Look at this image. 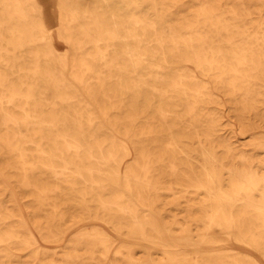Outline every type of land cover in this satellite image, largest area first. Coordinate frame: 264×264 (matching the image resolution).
Masks as SVG:
<instances>
[{"label": "bare ground", "instance_id": "obj_1", "mask_svg": "<svg viewBox=\"0 0 264 264\" xmlns=\"http://www.w3.org/2000/svg\"><path fill=\"white\" fill-rule=\"evenodd\" d=\"M115 1L59 0L58 34L64 30L75 52L72 78L85 88L93 107L76 99L77 91L66 84L60 69L65 70L67 60L57 57L36 1L0 0V63L14 68L25 48L32 59L31 66H19L24 74L16 84L0 72V140L7 141L18 163L29 164L30 170L40 161L31 162L28 154H38L44 159L41 167L55 179L70 187L82 181L84 195H94L114 219L130 221L121 228L133 238H157L166 250L173 248L174 255L161 264H261L233 244L218 242L235 241L264 256V158H259L264 154V0H235L240 7L227 12L207 0H193L201 4L197 9L187 8L185 0H120L123 8ZM247 2L258 6L254 12ZM38 83L43 90H37ZM214 90L223 92L234 108L241 137L221 139L222 118L210 108L219 104ZM66 103L71 110L61 108ZM105 123L134 145L135 159L124 169L118 153H131L118 145ZM103 135L112 141L98 139ZM241 140H248L246 146L237 144ZM195 144L201 172H183L186 183L166 182L165 176L154 173L167 168L176 175L184 167L166 155L192 158L187 149ZM24 178L21 185L32 186L41 202L58 192L56 185L39 187ZM174 184L184 193L203 195V227L180 236L170 231L168 238L155 220L156 202L158 193L173 192ZM107 190L112 191L110 197L105 196ZM18 233L0 231V243L21 245ZM96 240L109 249L103 234ZM196 245L205 248L197 251L192 248ZM190 247L195 255L183 250ZM34 249L40 251L39 246ZM79 259L69 253L65 262ZM144 263L153 264L149 259Z\"/></svg>", "mask_w": 264, "mask_h": 264}, {"label": "rangeland", "instance_id": "obj_2", "mask_svg": "<svg viewBox=\"0 0 264 264\" xmlns=\"http://www.w3.org/2000/svg\"><path fill=\"white\" fill-rule=\"evenodd\" d=\"M35 1L42 11L47 28L50 29L51 43L56 51L57 57H65L67 60L68 66L65 70L60 69L64 75L66 84L69 86L72 85V88H75L73 91L76 90V94L79 96L76 99H80L83 103L87 102L94 107L95 102L87 96L85 88L77 84L72 78L71 63L75 58V52L66 42L64 30L62 29L60 34H58L59 26L57 17L59 15V0ZM207 1L211 6H220L225 12L231 11L234 7H240L235 0ZM115 2H117L116 5L118 7H124L123 3H120V0H116ZM184 2H187V8L191 9H197L201 5L193 0H185ZM246 4L245 6L250 7V11L253 12L255 8L258 7L252 6V3L250 5L249 2ZM145 10L151 12L147 6H145ZM191 16L192 15H190V17ZM2 31L7 35L5 27ZM18 54L22 55V58L14 68L4 66L0 63V72L2 74L8 73L9 78H11L15 84L18 82L22 73L24 74V71H19V66L21 65L26 68L32 65V59L27 58L29 49L25 48ZM41 63L42 66L45 67V61ZM186 64L189 71L200 79H203L206 83H209L208 78L202 76L192 64ZM172 67L178 68V64L174 63ZM38 86L40 87L37 89L38 91L43 90V85H39L38 83ZM73 91L70 90V92ZM214 93L219 104H212L210 108L222 118L220 131L221 139L223 141L231 138L234 140L232 136L235 135L241 137L242 134L240 132L239 123L233 114L234 108H231L223 92L214 90ZM68 105L69 104L66 103L61 108H63L64 111L71 110V104L70 106ZM14 112L20 116V111L16 110V108ZM0 116V137H2L4 132H1L3 120L1 106ZM106 125L109 128V132L117 138L118 145H124L131 153L126 155V153H128L126 150L118 153V158L122 161L121 167L124 169L126 164L135 159L134 145L130 139L117 131L114 126L110 124ZM258 132H261L260 129ZM98 139L107 140L108 142L110 140L112 141V139L108 140V136L106 135L99 136ZM247 142L248 140H241L237 144L246 146ZM44 148L47 149V146H44ZM196 148V144L195 146L190 145L188 147L187 151L191 153L190 156H192V158L189 156V159H186V157L180 153H169L166 155L175 158L177 163L183 165L184 168L177 173L180 174L179 176H177V174L173 175V172L167 168L155 169L154 173L156 175L160 174L161 176H165L164 180H166V182L186 183L187 179L183 176V172L187 173L191 172V170L201 172L199 164L197 163L198 155L195 153ZM155 152L157 153V151ZM159 153L165 156V154ZM28 156L31 162L39 160L41 163V161L44 160L43 157H39L38 154H28ZM259 158H264V154L259 153ZM40 163L37 164V169L30 170L29 164L24 166L18 163V157L12 152L7 141L0 140V223L3 224L0 226V231H18L22 243H20L21 245H11L8 242L0 243V262H3V264H40L48 262H52V264H67L65 262L66 255L69 253H76L80 256V259L79 262H75V264H145L144 260L147 259L151 260L153 264H161L166 263L169 255H174L176 251H174L173 248H167L166 250L161 243L157 242V238L152 241H141L140 239L133 238L127 228H121V225H126L130 221L126 218L114 219L113 216L109 215L108 210L99 206L98 201L93 198L94 195H84V189L86 188L82 181H78L79 185L70 187L66 185L63 180L55 179L50 171H46L41 167ZM57 165H61V163H57ZM24 170H26V173H24ZM24 176H26V179L31 184L38 185L39 187L48 185L54 188L56 185L58 192L47 196L48 200L46 202H41L39 200L40 196L32 186L21 185V183H24ZM172 187L174 188L173 192L165 190L160 191L157 195L159 202H156L157 210L155 213V220L157 223L160 222L159 224L161 225L163 234L170 238V231L180 236L184 230H186L185 232H196L201 230L203 226L199 223V214H201L199 206L202 205L201 199L203 195H197L194 192L184 193L182 189L175 184ZM120 189L127 195H132L131 191L124 185H120ZM109 190H107L108 192L105 194L106 197H110L112 194V191ZM149 195L148 193H144L143 196L149 198ZM83 198H85L84 201ZM21 220L25 221V225H21ZM104 220L108 222H104ZM109 222L114 227L110 226L108 224ZM99 233L109 239V243L111 244H107L109 246L108 250H104V245L98 243L96 240ZM149 233L152 237H156L157 235L150 231ZM193 235L195 236V234ZM82 237L86 239H82ZM91 241H95V243ZM226 243L233 244L243 255L254 257L261 264H264V256L255 251L251 246L235 244V241L226 242L224 240L218 242V245ZM35 246H39V252H35ZM77 247L79 248L77 249ZM192 248H196L197 251H199V249H204L205 246L196 245ZM183 250H186V253L190 252L191 255H195V253L191 251V247L189 250L186 248Z\"/></svg>", "mask_w": 264, "mask_h": 264}]
</instances>
